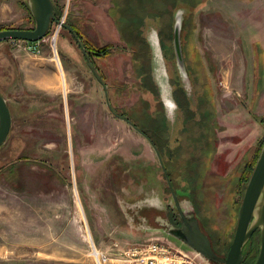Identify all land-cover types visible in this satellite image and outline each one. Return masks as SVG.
<instances>
[{
	"label": "rangeland",
	"instance_id": "obj_1",
	"mask_svg": "<svg viewBox=\"0 0 264 264\" xmlns=\"http://www.w3.org/2000/svg\"><path fill=\"white\" fill-rule=\"evenodd\" d=\"M52 2L55 19L74 25L90 50L111 109L156 128L173 189L194 202L225 256L264 143V0ZM179 12L189 76L179 73L172 49ZM58 22L39 40V53L24 41H0V94L12 118L0 147V264H95L92 246L104 251L112 241L188 248L156 230L149 213L151 204L174 211L158 157L108 109L102 84ZM34 26L27 0H0V28ZM101 46L107 54H96ZM179 79L189 99L173 94L168 111L163 101L172 102L175 87L182 93ZM163 113L173 120L176 113L180 124L166 129ZM258 248L256 231L244 259Z\"/></svg>",
	"mask_w": 264,
	"mask_h": 264
},
{
	"label": "water",
	"instance_id": "obj_2",
	"mask_svg": "<svg viewBox=\"0 0 264 264\" xmlns=\"http://www.w3.org/2000/svg\"><path fill=\"white\" fill-rule=\"evenodd\" d=\"M27 5L35 21L34 28L1 29L0 41H37L46 35L52 21L58 22L54 17V5L52 0H27ZM58 23L72 33L87 61L90 71L93 72L95 78L102 84L101 76L89 61V57L72 27L62 22ZM181 26L182 17L179 12L176 14L173 23L172 46L180 73L185 76L186 71L180 39ZM102 88L105 91L106 105L111 110L107 100L106 86L102 84ZM114 115L118 116L117 114ZM118 117L130 125H133L126 117ZM11 126L12 118L7 101L0 94V147L4 144ZM169 188L176 209L183 220L181 227L172 233L194 250L206 264H210V262L215 264H241L243 259V247L255 231H259V248L253 264H264V143L246 184L238 209L235 232L225 256H221L213 250L211 241L207 234L201 230L197 218L193 217L191 214L189 218L185 219L172 188Z\"/></svg>",
	"mask_w": 264,
	"mask_h": 264
},
{
	"label": "built area",
	"instance_id": "obj_3",
	"mask_svg": "<svg viewBox=\"0 0 264 264\" xmlns=\"http://www.w3.org/2000/svg\"><path fill=\"white\" fill-rule=\"evenodd\" d=\"M24 42L25 50L33 53L40 52L39 40ZM93 251H95V264H107L108 262L113 264H206L194 250H188L168 240L160 239L124 247L112 241L108 249L99 251L93 246Z\"/></svg>",
	"mask_w": 264,
	"mask_h": 264
},
{
	"label": "flooded vegetation",
	"instance_id": "obj_4",
	"mask_svg": "<svg viewBox=\"0 0 264 264\" xmlns=\"http://www.w3.org/2000/svg\"><path fill=\"white\" fill-rule=\"evenodd\" d=\"M73 29V28H72ZM74 31V30H73ZM71 33V32H70ZM75 33V32H74ZM71 35H72V33H71ZM72 37H73V35H72ZM78 37V36H77ZM74 38V37H73ZM181 39V38H180ZM41 40V39H40ZM74 40H75V38H74ZM76 41V40H75ZM77 43V42H76ZM78 45V44H77ZM182 46V45H181ZM78 47H79V45H78ZM80 48V47H79ZM172 49H173V46H172ZM173 53H174V51H173ZM88 55V54H87ZM84 56V55H83ZM89 57V56H88ZM174 58H175V56H174ZM184 58V57H183ZM84 59H85V57H84ZM85 61H86V59H85ZM89 61H90V59H89ZM176 61V60H175ZM86 63H87V61H86ZM176 65H177V63H176ZM178 67V66H177ZM178 70H179V68H178ZM185 71H186V74L188 75V73H187V69H186V66H185ZM179 73H180V70H179ZM181 76V75H180ZM189 76V75H188ZM170 77V76H169ZM179 87L182 89V93L181 92H179V90L175 87V88H173L172 89V91H171V98H170V100L172 101V102H170V101H163V103H164V105H165V109H166V107L168 108V111H169V109H171L170 108V106H174V101H175V98H174V96H173V94H175V97H176V93H180L181 95H182V97L180 98L179 96H177V98L179 99V101H182V99H183V101H185V100H187V99H189L188 98V96L186 95L187 93H186V91H185V87H184V85H183V83L181 82V79H179ZM192 85V84H191ZM174 86H177L176 84H174ZM178 91V92H177ZM169 95H170V93H169ZM187 98V99H186ZM195 103H196V100H195ZM111 107V106H110ZM109 109V108H108ZM110 110V109H109ZM185 110V109H184ZM111 112H112V114L114 115V114H117L118 116H122V117H126V116H123V115H119L118 113H115L112 109L110 110ZM166 111V113H168L167 112V110H165ZM186 112V111H185ZM163 115H164V118H165V125H166V129H167V127H168V129H169V122H172V124L173 123H177V124H180V122L178 123V120L176 121V117H177V114L175 113V116H174V114H173V116L175 117L174 118V120H173V118L171 119L170 118V116L169 117H167V115L165 114V113H163ZM115 117H117V118H120V117H118V116H116V115H114ZM127 119H128V117H126ZM121 119V118H120ZM129 120V119H128ZM130 121V120H129ZM127 123V122H126ZM129 124V123H128ZM132 124L133 125H130L134 130H136V132H138V134H140L143 138H145V140H146V142H147V144H149V146H150V148L152 149V151H153V153H155L156 154V156L158 157V160H159V163H160V167H161V170H162V172H163V174H164V177H165V180H166V185H167V187L169 188V187H171L172 188V190H173V192H174V194H175V196H176V199H177V201H178V203H179V205H180V208H181V210H182V213H183V215H184V217H185V219H187V218H189L190 217V215L192 214L193 215V217H195V218H197V220H198V224H199V226H200V228H201V230L204 232V230L202 229V227H201V225H200V223H199V219H198V217H197V215H196V212H195V210H194V202H191L190 200H188V199H186V200H183V199H180V194H178L174 189H173V187L174 186H172V182H171V180L169 179V174H168V171H167V168L165 167V165L161 162V157L160 156H162V154H161V149H160V146L162 145V144H160L159 143V141L160 140H156V137H155V135L157 134V130H156V128H148V129H146V128H141V127H138L137 125H135V122H132ZM179 128H182V127H179ZM163 133V132H162ZM159 134H160V131H159ZM164 137H163V135H161V139H163ZM162 148H163V151L165 150V147H164V145H162ZM168 149H166V151H167ZM143 173V172H142ZM147 173H148V170H147ZM150 173H151V171H150ZM144 174H146V173H144ZM169 191H170V195H171V201H172V203H173V209H174V211H172V214L171 213H169V211L167 210V207H162V209H161V211H158V209L160 208V206H158V205H154V204H151V209H149L150 211H149V213L150 212H154L156 215H154L153 216V222L154 223H156V225H160L159 227L157 226V227H155V229L156 230H161V231H164V233L167 235V236H170V237H173V238H175V239H177V240H179V241H181L179 238H177L176 236H175V234L174 233H172V232H174L175 230H177V229H179L180 227H181V225H182V223H183V220H182V217H181V215L179 214V212H178V210L176 209V206H175V202H174V199H173V197H172V194H171V190H170V188H169ZM190 199H191V197H189ZM148 213V215H150ZM148 216H145V218H147ZM151 227H153L152 225H151ZM163 227V228H162ZM148 229V228H147ZM149 229H154V228H149ZM205 233V232H204ZM206 234V233H205ZM208 236V235H207ZM211 241V240H210ZM181 243H183L182 241H181ZM183 244H185V243H183ZM212 244V243H211ZM186 245V244H185ZM188 248H186V249H188V250H192L189 246H187ZM212 248H213V250H214V246L212 245ZM215 251V250H214Z\"/></svg>",
	"mask_w": 264,
	"mask_h": 264
},
{
	"label": "trees",
	"instance_id": "obj_5",
	"mask_svg": "<svg viewBox=\"0 0 264 264\" xmlns=\"http://www.w3.org/2000/svg\"><path fill=\"white\" fill-rule=\"evenodd\" d=\"M54 13H55V11H54ZM70 26L73 28V30H74V32H75V34L78 36V38H79V35H78V32H77V30L74 28V25H72V24H70ZM1 29H10V28H0V30ZM25 29V28H24ZM47 34V33H46ZM79 40H81L80 38H79ZM2 41H6V40H2ZM81 44H82V46H83V48H84V50H85V52L88 54V56H89V53H90V50L88 49V47L85 45V43L84 42H82L81 41ZM142 46H145L146 47V44L144 43V45H142ZM90 48V47H89ZM109 49V46H101V47H99L98 49H97V53L96 54H107V50ZM146 49H148L147 47H146ZM141 53H142V50L140 49V53L137 51V50H133V55H137L138 57H141ZM140 55V56H139ZM144 58H146V60H147V62H148V64H149V57H144ZM179 93V92H178ZM180 94V93H179ZM178 96H180V97H182V95L180 94V95H178ZM186 111V110H185ZM186 113V112H185ZM210 114V116H208V119L210 118V122H211V118H212V114H211V112L209 113ZM194 118H192V119H189L190 121L191 120H193ZM208 122L207 123H209V120H207ZM199 126V125H198ZM161 149V148H160ZM256 232V231H255ZM254 232V233H255ZM253 233V234H254ZM243 253H244V251H243ZM256 257V256H255ZM255 257L253 258V259H250V260H247L246 258L244 259V256H243V259H242V262H241V264H253V262L255 261Z\"/></svg>",
	"mask_w": 264,
	"mask_h": 264
},
{
	"label": "bare ground",
	"instance_id": "obj_6",
	"mask_svg": "<svg viewBox=\"0 0 264 264\" xmlns=\"http://www.w3.org/2000/svg\"><path fill=\"white\" fill-rule=\"evenodd\" d=\"M62 84H63V81H62ZM92 254H93V256L95 255V251H93V246H92Z\"/></svg>",
	"mask_w": 264,
	"mask_h": 264
},
{
	"label": "crops",
	"instance_id": "obj_7",
	"mask_svg": "<svg viewBox=\"0 0 264 264\" xmlns=\"http://www.w3.org/2000/svg\"><path fill=\"white\" fill-rule=\"evenodd\" d=\"M57 64H59L58 61H57ZM45 87H47V85H46ZM1 95H2V94H1Z\"/></svg>",
	"mask_w": 264,
	"mask_h": 264
}]
</instances>
